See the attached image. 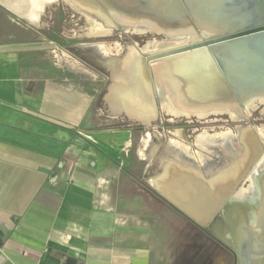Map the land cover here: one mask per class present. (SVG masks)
Segmentation results:
<instances>
[{
	"label": "crops",
	"instance_id": "obj_1",
	"mask_svg": "<svg viewBox=\"0 0 264 264\" xmlns=\"http://www.w3.org/2000/svg\"><path fill=\"white\" fill-rule=\"evenodd\" d=\"M15 18L0 6V264H215L216 240L152 188L163 137L122 125L101 70Z\"/></svg>",
	"mask_w": 264,
	"mask_h": 264
},
{
	"label": "water",
	"instance_id": "obj_2",
	"mask_svg": "<svg viewBox=\"0 0 264 264\" xmlns=\"http://www.w3.org/2000/svg\"><path fill=\"white\" fill-rule=\"evenodd\" d=\"M69 1L104 21L134 18L140 20L137 25L155 23L163 29L156 31L168 37L148 49L129 45L128 52L118 57L101 54L96 61L83 58L108 73L110 83L104 98L111 114L132 118L141 129L151 127L159 114L152 79L158 95L160 90L180 112L242 111L253 99L264 97V0ZM153 133L161 139V133ZM249 155V150L243 151L235 167L241 162L244 170L251 162ZM174 169L166 167L163 180H156L152 188L208 228L221 243L233 247L239 264H264V258L253 254L254 250L246 251L247 242L238 231L241 221L231 212L227 223L219 216L220 210L226 212L230 203L239 201L236 195L193 190L196 174L192 168ZM228 185L230 190L234 188V183ZM229 228L236 231V242L230 239ZM66 262L76 264L77 260L67 257Z\"/></svg>",
	"mask_w": 264,
	"mask_h": 264
},
{
	"label": "flooded vegetation",
	"instance_id": "obj_3",
	"mask_svg": "<svg viewBox=\"0 0 264 264\" xmlns=\"http://www.w3.org/2000/svg\"><path fill=\"white\" fill-rule=\"evenodd\" d=\"M26 2L24 0H17L15 2L4 3L6 6H14L13 8L16 10L23 12L26 9ZM75 6L89 13L103 28L111 29L117 36L120 33H125L128 28L138 29L139 31H137V33L139 32L141 36L137 37L141 41L140 45H144L142 47L137 46L140 49H143V47L148 49V46L160 44L168 38L166 34L156 31L163 29L160 25H156L155 23V26H150L148 24L137 25L140 20L134 18L127 22H121L115 19L110 20L111 22L104 21L94 16V14L90 13L88 10L82 9L79 5ZM103 44V41H89L72 44L73 47L71 46L69 48L82 58H88L89 61H96L101 54L116 57L124 55L128 52L129 45H134L122 41L116 44L119 46L113 52H105L102 48ZM108 79L110 80L109 75ZM152 83L157 97L159 113L161 111V104L165 102L167 109L176 113L177 116L189 114L175 109L171 103L167 102V98L164 94H161L160 90L159 96L153 79ZM100 104L103 109L109 108L103 100L100 101ZM216 112L220 113H190L198 118L190 120L192 123L190 125L188 124L189 127L186 125L188 129H178V134L171 132L173 136L176 137L174 140L177 141L176 143L178 144L171 141L177 146L179 151H175L169 139L164 136V144L159 151L158 159L154 161L150 170L163 172L167 167L166 162L172 157H176L182 162L190 164L193 169L192 171L196 174L195 180H193V190L201 188L207 193L222 191L236 195L234 197L238 198L239 201L230 203V207L226 212L220 210L218 212L219 216L227 223L229 212H231L235 219L240 220L241 227L238 228V231H242L239 236L247 242L246 251L254 250L253 254L260 258H264V133H260V131H258L259 129L253 126L249 121V117H252L253 114L251 110L248 109V106L243 108L242 111L222 110ZM198 114L206 115L200 117ZM213 115L220 116L212 117ZM130 124L137 129L140 127V124L134 120L130 121ZM153 131L161 133L162 135L159 128ZM187 131L193 133L190 134L191 140L188 138L186 139L185 133ZM167 132L170 133L169 131ZM245 150H249V156L252 159L248 166L242 170L243 166L241 162H239L237 168L235 166L238 164L239 155ZM232 169H234L233 173H231ZM216 183L218 184L217 186H215ZM230 183H234V188L232 190L229 189L230 186L228 184ZM231 207H233L234 210H229ZM196 223L200 225L199 222ZM205 229L216 240L219 246L225 248L227 254L233 258L234 264H239L236 250L228 244L221 243L208 228L205 227ZM235 232L234 229L229 228V236L233 242H236ZM252 242L256 243L252 244Z\"/></svg>",
	"mask_w": 264,
	"mask_h": 264
},
{
	"label": "rangeland",
	"instance_id": "obj_4",
	"mask_svg": "<svg viewBox=\"0 0 264 264\" xmlns=\"http://www.w3.org/2000/svg\"><path fill=\"white\" fill-rule=\"evenodd\" d=\"M4 2H9V0H0V6L7 9V13L9 15H12L16 20L22 21L23 24H28L29 22L26 20V15L28 14L29 10L32 8V4L35 3L34 0H24L26 2V9L23 12H20L19 10H16L13 8L14 6H7L10 9H12L15 13H13L10 9H8ZM17 0H14V2ZM29 2V3H28ZM41 26L37 28L39 31V36L41 41H46L49 44V47L54 53L53 55L57 58L61 57L62 59H66L74 61V60H80L78 59V55H75L69 47L72 46V44L76 43H83V42H89V41H103L104 44L102 45V48L105 52H113L115 49L118 48L119 45H116L117 43H121L122 41H126L129 43H132L136 46H144L140 45L141 41L137 36H141V34L137 31L138 29H127L125 33H120L118 36L114 34V32L111 29H105L102 27V25L99 22H96L94 17H91V15L87 12L82 11L78 7H76L73 3H71L69 0H57L56 2L49 5V7L46 8L44 14L41 17ZM30 24V23H29ZM92 25L99 27L103 34L96 35V36H88V29ZM31 25V24H30ZM33 26V25H32ZM106 35V36H104ZM100 36V37H99ZM104 36V37H102ZM106 45H110L111 51L106 48ZM73 47V46H72ZM115 47V48H114ZM89 66V65H88ZM103 78V86L100 92L104 94L106 92V87L110 83L108 79V73L100 72ZM259 100V101H257ZM255 102L257 103V107L254 109H250L251 113L253 114L252 117H249V121L252 123L253 126L256 128L264 127V104H261L260 98L257 99ZM250 103V102H249ZM171 111V110H170ZM169 109L168 111L165 108V102L161 104V111L158 114V117L153 123V126L150 128H147L145 135L153 136V130H156V128H159L162 132V137L168 136L170 140L176 139L175 136L171 132H175L174 134H177L175 130L178 129H188V124L190 125L192 122H190L191 119L198 118L197 116H193V114H181V116H177L176 114H170ZM103 113V112H102ZM215 114L220 112H213ZM104 115V113H103ZM200 117L205 115H200ZM105 116V115H104ZM220 115H213L212 117H218ZM211 117V116H210ZM109 122L113 121H122V118L120 117H114L108 118ZM188 120V122H187ZM123 123H121L124 126L131 127L130 123L123 119ZM186 125L188 127H186ZM162 126V127H160ZM193 128V127H192ZM139 130L137 131L140 133L139 136L140 139L142 138V134ZM144 131V130H143ZM169 131L170 133H168ZM259 131V130H258ZM172 134V135H171ZM193 133H190L187 131L185 133L186 139L188 138L191 140V135ZM138 141V140H137ZM175 141V140H174ZM177 141H175L176 143ZM140 146H135V152L137 153L140 150ZM216 256L215 258L216 262L215 264H234V260L231 256L227 254V251L224 247L220 246L218 247L216 243Z\"/></svg>",
	"mask_w": 264,
	"mask_h": 264
},
{
	"label": "bare ground",
	"instance_id": "obj_5",
	"mask_svg": "<svg viewBox=\"0 0 264 264\" xmlns=\"http://www.w3.org/2000/svg\"><path fill=\"white\" fill-rule=\"evenodd\" d=\"M56 1L57 0H34L35 3L32 4V8L29 10L28 14L26 15V20L31 25H33L35 27L41 26V24H42V22H41V19L42 18L41 17L44 14L46 8L49 7V5H51L52 3L56 2ZM88 30L89 31H88L87 34L90 37L96 36V35H102L103 34V31L99 27L94 26L92 24H91V26L89 27ZM106 48L108 50H110V51L112 50L111 47H110V45H106ZM196 57L199 58L200 56H195L194 59ZM255 101H256V99L250 101V103L247 105L248 106V109H252V108H256L257 107V103ZM257 101H259V100H257ZM260 102H261V104H264V98H261L260 99ZM259 131H260V133H264V127H260L259 128ZM176 133L178 134L177 130H176ZM173 142L175 143L174 140H173ZM175 144H178V143H175Z\"/></svg>",
	"mask_w": 264,
	"mask_h": 264
}]
</instances>
